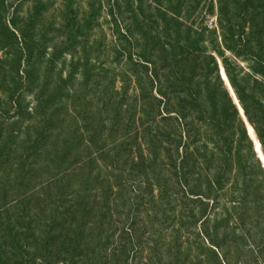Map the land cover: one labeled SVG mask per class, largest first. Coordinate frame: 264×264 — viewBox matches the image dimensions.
<instances>
[{"label":"trees","instance_id":"16d2710c","mask_svg":"<svg viewBox=\"0 0 264 264\" xmlns=\"http://www.w3.org/2000/svg\"><path fill=\"white\" fill-rule=\"evenodd\" d=\"M110 1L120 88L0 19V264H185L198 222L214 264H264V0Z\"/></svg>","mask_w":264,"mask_h":264},{"label":"rangeland","instance_id":"374dc122","mask_svg":"<svg viewBox=\"0 0 264 264\" xmlns=\"http://www.w3.org/2000/svg\"><path fill=\"white\" fill-rule=\"evenodd\" d=\"M5 1L0 0V19H10L15 11L18 12L20 22L26 21L27 17L35 12L39 14V29L48 40L49 54L53 52L52 48L62 52L55 65L53 73L55 79L58 77L64 79L73 74L75 87L87 82L88 91L99 81L108 84L116 80L117 87L122 86L120 76L128 74L131 50L122 36L121 29L114 24L110 16L112 3L110 0ZM203 4L199 15L205 18V26L209 27L214 17L205 14ZM1 34L0 22V40L4 36ZM208 51H210L209 46ZM120 52L122 55L119 54ZM3 56L4 50L0 43V58ZM132 89L133 85L129 94L132 93ZM82 90L85 92V88ZM235 102L237 103V100ZM250 127L247 124L249 135H251ZM252 133L256 140L254 130ZM204 227L198 222L184 228V232L187 233L182 235L179 242L189 255L185 264H214V249L210 245V238L206 240L200 233ZM207 227L210 233V224ZM163 257L168 261L169 257L167 258L166 253Z\"/></svg>","mask_w":264,"mask_h":264},{"label":"water","instance_id":"95a60500","mask_svg":"<svg viewBox=\"0 0 264 264\" xmlns=\"http://www.w3.org/2000/svg\"><path fill=\"white\" fill-rule=\"evenodd\" d=\"M221 75H222L223 79L226 80V76H225V74H224L223 71L221 72ZM227 84H228V82H227ZM228 86H229V89H230L231 95L234 97L235 100H237L236 97H235V94H234V92H233V90L231 89V87H230L229 84H228ZM241 112L243 113L242 110H241ZM250 128H251V127H250ZM251 130H252V132H253V129H252V128H251ZM256 142H257V143H256ZM254 150H255V152L257 153V157H258L259 160L262 162V164H263V168H264V155H263L262 150H261V144L259 143V141H258L257 139H256V141L254 142Z\"/></svg>","mask_w":264,"mask_h":264}]
</instances>
